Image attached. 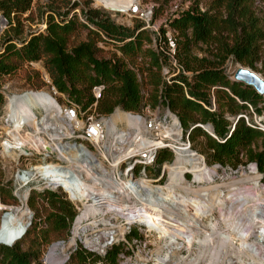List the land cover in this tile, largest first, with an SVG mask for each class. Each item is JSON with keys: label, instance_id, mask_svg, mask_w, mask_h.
Instances as JSON below:
<instances>
[{"label": "trees", "instance_id": "obj_1", "mask_svg": "<svg viewBox=\"0 0 264 264\" xmlns=\"http://www.w3.org/2000/svg\"><path fill=\"white\" fill-rule=\"evenodd\" d=\"M252 1L210 0L203 9L198 0H193L188 8L172 12L168 25L175 32V54L180 69L169 82H161L160 88V76L154 77L156 86L150 93V101L152 105H163L176 114L180 126L188 132L192 149L197 151V144L209 165L236 169L247 162H254L264 182V135L245 125L240 118L235 121L232 118L246 109V103L258 110L256 103L262 96L251 87L231 80V75L226 74L224 69L211 66L205 58L198 60L199 64L195 66V58L190 54V46L201 43L205 45L208 56L219 58L220 64L230 58L234 63L253 69L254 64L259 62L258 72L264 80V49H260V42L264 39V21L254 15ZM31 3L32 0H1L0 11L9 21L12 14L22 15L30 10ZM85 18L96 27V31L118 42L124 54L139 49L143 34L139 25L130 30L93 9L85 13ZM74 28L73 19H54L50 16L45 34H32L20 46L8 39L0 53V76L14 70L15 65L9 60L12 56L33 62L45 54L48 56L51 83L59 93L66 94L69 102L81 105L83 109L96 102L100 113H111L115 106L124 111H139L144 102L136 74L119 59L97 57L92 41L68 50V35ZM164 34L165 29L160 28L162 38ZM150 54L152 66L160 69L166 56L153 51ZM187 72L191 74L187 75ZM97 84H103L104 89L101 99L95 100L91 88ZM211 90L216 103L214 111L208 109ZM4 104L5 94L0 89V115ZM207 122L212 125L218 140L195 126L196 123ZM231 123L233 127L229 132ZM199 136H203V140L198 142L196 139ZM257 138H261L259 147L254 149L252 144ZM163 151L157 154L156 162L164 161L161 156ZM159 174L158 169L156 177ZM39 196L41 199H35L34 195L27 199L33 217L23 236L11 246L0 243V264H42L40 246L53 240H63L70 234L76 217L74 205L61 191L44 189ZM0 203H17L10 182L0 183ZM39 211L45 213L43 218ZM137 237L135 230L127 235L129 240ZM123 246L122 242L112 245L104 257L78 246L65 264H97L98 261L116 264L117 254Z\"/></svg>", "mask_w": 264, "mask_h": 264}, {"label": "rangeland", "instance_id": "obj_2", "mask_svg": "<svg viewBox=\"0 0 264 264\" xmlns=\"http://www.w3.org/2000/svg\"><path fill=\"white\" fill-rule=\"evenodd\" d=\"M137 1L142 7L153 6L151 21L149 25H147L143 20L133 15H129L126 11L109 10L103 7L96 0H32L30 10L22 15L12 14L9 21L3 16L2 12L0 11V53L4 50L8 39H11L13 43H15L17 46H20L21 43L24 40L28 39L32 34H45L47 31V21L49 20L50 16L54 19L56 17L58 19L64 18L65 20L71 18L75 22V28L68 35V50L80 43L92 41L94 43L95 53L97 57L101 59H119L125 66L129 65L131 67L137 68L138 81L141 93L143 95L144 104L139 111L132 113H144V107H147L149 105L151 111L159 109V113L163 114L167 110V107L160 104L152 105L150 101V93L156 86L154 77L160 76L161 80L160 84L158 85L159 88L161 87V82L164 81L162 68L171 69L174 67L172 65L171 59H169V55H167V53L170 52V50H168L169 45L165 44L163 39H160V28L165 29L166 38H174L175 32L168 25V18L170 14L175 10L174 6H177V10H184L188 8L189 5H191L193 0ZM198 1L200 7H202L203 9L210 3V0ZM92 9L99 11L102 16H108L114 23L122 25L130 30H133L137 25H139L140 30H143L139 49L135 52L124 54L123 52H121L119 47L120 44L118 42L109 38L105 34V38H103L99 31H96V27L89 23L85 18V13ZM251 9L255 16L264 21V0H253ZM260 49H264V39L260 42ZM150 51H159L161 54L166 56L165 61L162 63L160 69H156V67L152 66ZM190 54L195 58V60H193L195 66L199 64L198 60L205 58L210 61L211 66L221 67L222 69H224L226 74L231 75V80H233V71L236 67L239 66L247 68L261 77V74L258 72L260 66L259 62H256L254 64L255 68L253 69L247 66H242L239 63H234L230 58H227L223 64H220L219 58L208 56L205 45H202L201 43L192 44L190 46ZM139 58L140 60H138ZM9 60L15 65L14 70L9 74L0 76V89L4 92L6 99L2 109V113L0 115V142L4 137H8L7 128L9 126V122L18 119L17 117L19 110L17 109L22 107L28 109V107L26 106H29L32 115L39 118V116H41L45 111L47 112L51 107L34 99L29 100L28 98H22L20 100L17 99L13 102V105L9 107V99H11L12 96L20 95L24 92L35 93L43 91L45 93H49L54 98L57 105L61 107L60 114L62 113L61 109H63L64 107L63 98L60 95L54 94L49 88L48 84L45 82L46 75L50 78L48 70L49 66L47 64V55L44 54L41 56L40 60L33 62L23 61L16 58L15 56H12ZM202 65L205 66L207 64L202 63ZM173 70L175 71L176 69ZM174 71L170 70L169 74L173 73ZM190 74V72H187V75ZM62 94H64V96L66 97L65 93ZM101 97L99 99H101ZM212 97H214V94L211 90L210 99H212ZM261 102L262 99L256 103V106H258V104H260ZM94 103L92 105H89L87 108L100 113L97 109V103L95 104V106ZM116 110H120V112H129L122 110L119 106H115L111 113L100 114L110 115L113 114ZM117 121V123H121L124 126V118H121ZM260 139L261 138H257L253 142L252 147L254 149H257V147H259L258 145L260 143ZM44 140L46 143L38 148L35 147V145L31 144V147L33 148L32 152L34 153L33 156L18 155L17 152L6 154L0 148V183L4 184L6 182H10L12 194L14 195V197L15 195L22 197V195H25V193L31 188L32 190L30 192V195H34L35 199H41L39 193H41L42 191V183L40 182L39 177L32 176L28 185H18L19 183H21L18 178L21 170H27L31 167L48 162L54 164H66L65 161L59 159L57 151L54 149L53 142L55 140L53 141L51 138ZM201 140H203V136H199L196 139V141L198 142ZM67 141L68 139L63 140V142ZM5 143H7V141H5ZM37 143L39 144L41 142L37 141ZM195 147L197 148V151H199V153L195 157L201 159L203 165L208 170L213 171L210 182L221 183L235 179H242L246 176L257 175L258 185L256 189L264 191V182L261 179L262 175L255 169L251 170V168L245 165L246 163L244 165L238 166L236 169L221 168L217 165H209L205 161L204 156L202 155L203 153L199 150V146L195 144ZM161 156L164 161L171 160V154L168 151L164 150L161 153ZM157 164L159 165L160 163L157 162ZM146 170L151 177H156L158 175V167H147ZM184 177L192 184V186H198L194 182L195 178L192 173L186 172L184 174ZM167 182V171L165 170L163 178L160 180V182H158V184L165 185ZM250 186H252L251 183H243V185H241L240 187H242L241 190H246ZM222 190L224 192V190L226 189L222 188ZM252 191H254V189ZM15 199L17 198L15 197ZM68 200L74 205L76 216H78V224L76 226L77 229L71 228L70 234L66 238H63V240L58 239L53 240L48 244H42L40 246V261L42 262V264H49L46 261V258L50 249L54 246H56V253L58 254V257L63 259V262L61 264L69 262V257L72 254L73 249L76 246L80 245L78 237H82L84 233H94L98 228L103 231L106 226L111 224L119 225V223H121L123 219H128L127 212L123 210V205L131 208V205L123 201L117 202L113 204V206L107 205L106 207H103L101 205L106 203L104 199H99L96 201V203H94L93 199H84L76 202L70 199ZM126 206L125 208H127ZM88 207H90L91 209H88L86 212V209ZM16 209H19L21 211L25 210V213H21V211L17 213V216H19L18 218H20V220H23L27 223L30 219H32L33 211L28 207L27 199H17V203H10L8 205L0 203V225L4 215H6V213H8L9 211L12 212ZM133 209L134 208H131V211ZM39 213L42 216L41 218H43L45 213L43 211H39ZM214 216L217 218V212L214 213ZM130 226L132 228H136L137 226H141V224L136 220L131 222ZM126 230L127 226L123 228V231ZM198 235L201 237L202 233ZM71 239H74V244L70 243ZM183 240L184 239H178L175 242V245L178 249L175 253V256L172 253L174 256V260L176 261V264H193V260L199 253V247L197 246V244H194V246H187ZM234 241L236 242V240ZM128 244L133 246L135 251V253L130 257V260L132 262L146 260L148 264H155L156 256L163 257L170 248L175 246L174 243L172 244L170 242L169 235L147 226H141L139 240H134L132 242L129 241L127 243V246ZM23 247H26L25 243H23ZM67 255L69 257L64 261ZM197 264H205V260H200Z\"/></svg>", "mask_w": 264, "mask_h": 264}, {"label": "bare ground", "instance_id": "obj_3", "mask_svg": "<svg viewBox=\"0 0 264 264\" xmlns=\"http://www.w3.org/2000/svg\"><path fill=\"white\" fill-rule=\"evenodd\" d=\"M96 1L109 10L126 11L135 0ZM22 98L37 100L51 106V109H48L47 116L40 119L31 114L29 106H26L28 109L23 107L17 109L20 111L19 120L15 121L10 129L7 128L10 139L15 144L32 143L39 147L37 141L42 142L43 137L48 136L55 140L53 145L59 159L66 162L40 164L34 168L35 173L50 182L64 186L71 185V182L63 177L74 176L83 184L86 197L97 194L99 192L96 186L97 176L105 174V171L102 169L99 172L91 161L80 159L79 147H74L69 142L63 143V136L59 134L58 129H63L62 133L67 137L70 135L67 131L68 125L57 119L60 107L54 98L45 92L28 94ZM15 99L18 98L10 99V106ZM121 118L130 125L133 123L129 115L123 114L120 110L111 115L109 121L113 124ZM25 124L29 130L23 128ZM9 144L7 141L6 145ZM166 167L169 169V177L165 185L153 184L145 178L138 179L132 184L131 180L115 178L110 172L107 177L110 180L112 199H104L106 203L101 206H113L120 201L127 202L134 208L130 211L132 217L169 235L172 244L175 245L178 239H184L187 246L197 244L199 253L193 264L200 260H205V264H264V191L256 189L257 175L212 183L210 178L213 171L208 170L194 153L184 151L182 148L175 162ZM186 172L193 174L197 187L185 179ZM243 183H251L252 186L241 190L240 186ZM222 188L226 190L223 192ZM93 200L96 203L99 199ZM88 209L91 208L88 207L86 212ZM19 211L21 210L16 209L4 215L0 225L1 244L6 242L11 246L23 236L22 234L15 238L26 225L25 221L18 218ZM215 212L218 214L217 218L214 216ZM21 213H25V210ZM200 233L201 237L198 235ZM70 243L74 244V239H71ZM177 249L176 245L170 248L174 256ZM47 260L50 264L63 262L56 253V246L50 249Z\"/></svg>", "mask_w": 264, "mask_h": 264}, {"label": "built area", "instance_id": "obj_4", "mask_svg": "<svg viewBox=\"0 0 264 264\" xmlns=\"http://www.w3.org/2000/svg\"><path fill=\"white\" fill-rule=\"evenodd\" d=\"M174 7L176 10L177 6ZM152 9L153 6L142 7L136 0L128 6L126 12L129 15H133L143 20L147 25H149L152 16ZM99 33L103 38H105L103 32L99 31ZM160 39H163L165 44L169 45L168 50H170V52H168L167 55H169V59H171L172 65L174 67L171 69L162 68L164 81L169 82V80L173 76H175L180 69V65L176 59L175 54L176 41L175 38L172 37L166 38L165 34L163 38L160 36ZM138 60H140V58ZM125 67L133 71L138 78L137 68L131 67L129 65ZM173 69L176 70L174 71ZM170 70L174 72L169 74ZM45 82L48 84L49 88L54 94L60 95L64 100V107L63 109H61L62 113L57 116V119H59L62 124L68 125L67 131L70 137H67V135L62 133L63 129H58L59 134L63 136L62 140L68 139L67 142L71 143L74 147H79L80 151L78 157L88 162L91 161V163L96 166V169H99V172L100 170L104 169L105 174H99L97 176L96 186L99 192L97 194H93L90 197H86L84 195L83 184L80 183V181L76 177L70 175L63 177L65 180L71 182V185L64 186L62 184L53 183L46 180V178H44L42 175L35 173L34 168L36 166L31 167L27 170H21L20 175H18V178L21 181V183L18 184L19 186L22 184L28 185L31 180L30 178L32 176H35L39 177V180L42 183V191L44 189L62 191L65 194L66 198L70 200L112 199V193L110 191V180L107 177L110 172L115 175V178L131 180L132 184L136 180L142 178L150 180V182L153 184H158V182H160V180L162 179L165 170L167 171L168 181L169 169L168 167H166V165H172L175 162L177 157L180 155L181 148L184 151L194 153L195 156L198 154L197 151L192 149V143L189 138L188 132H184V130L180 126L176 114L172 113L169 108H167V110L163 114L159 113V109L151 111L149 105L147 107H144V113L122 112L125 115H129V117L133 120V123H131L130 125L125 120L124 126L121 123H117L118 121L111 124L109 121L110 116L113 115L117 110L113 114L105 115L97 113L94 110H90L89 108L83 109L81 105L69 102L64 94L59 93L52 85L51 80L47 75L45 76ZM103 89V84L92 86L91 93L95 100H98L101 97ZM41 92L43 91L35 93L24 92L20 95L12 96V98L16 97L20 99L28 94H38ZM261 96L262 102L258 104V106H256L258 110H256L252 105L246 103V109L234 115L232 118L234 121L240 118L245 125L259 130L264 135V93ZM95 104L96 102L94 103V106ZM8 106L10 107V99ZM208 109L211 111L216 110L214 97L210 99V106L208 107ZM45 116H47L46 111L41 116H39V119ZM17 118V120H19L20 111H18ZM17 120L10 121L8 129H10ZM195 126L202 128L210 136L218 140V137L214 134L213 127L210 123H196ZM232 127L233 123H231L229 127V132ZM23 128L29 130V127L26 124L23 125ZM176 131H178L179 133L177 134ZM10 138V134H8V137H4L0 142V148L4 153L7 154L11 152H17L18 155H34V153L32 152L33 148L31 147L32 143L22 145L15 144ZM44 139L47 140L50 138L48 136L43 137L44 142L42 141L41 143H39V147L46 143ZM5 141H9L10 144L6 145ZM160 150L168 151L171 154L172 160L163 161L158 165L156 162V157ZM245 165L251 168V170H256L254 162H247ZM147 167H158L160 173L159 176H148L146 170ZM31 172H33V174H30ZM85 180L88 182L87 179ZM31 190L32 189L30 188V190L27 191L25 195H22V197L17 195H15V197L17 199H28ZM72 201L76 202L75 200ZM125 206L126 205H123V210L127 212L128 219H123L122 222L119 223V225H108L103 231L98 228L94 233H84L82 237H78L80 243V245L78 246H80V248H82L86 252L104 257L107 250L112 245L122 242L124 244L123 250L117 254L116 264H148L146 260L132 262L130 260V257L135 253V251L133 246L129 244L127 246V243L129 241L132 242L134 240L140 239L141 226H150L149 224H145L139 221L141 226L132 228L130 226L131 222L136 220L130 214L131 208H128L127 206V208H125ZM72 224L71 228H76L78 224V216L75 217ZM125 226H127V230L123 231V228ZM132 230H135L137 232L138 237L129 240L127 238V235L130 234ZM78 246H76L73 251ZM166 254L168 256H166ZM68 257L69 256L67 255L64 261L67 260ZM46 261L50 264L47 258ZM97 264H102V262L98 261ZM155 264H176L171 250L169 249L163 257L156 256Z\"/></svg>", "mask_w": 264, "mask_h": 264}, {"label": "water", "instance_id": "obj_5", "mask_svg": "<svg viewBox=\"0 0 264 264\" xmlns=\"http://www.w3.org/2000/svg\"><path fill=\"white\" fill-rule=\"evenodd\" d=\"M232 79L245 86L251 87L258 95H262L264 93V80L258 74L247 68L240 66L236 67L233 71ZM30 221L31 219L26 223L20 233L15 236V238L20 237L26 232L27 227L30 225ZM4 244L7 245L6 242H4Z\"/></svg>", "mask_w": 264, "mask_h": 264}]
</instances>
